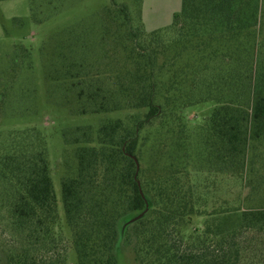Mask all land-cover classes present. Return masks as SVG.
<instances>
[{
    "label": "trees",
    "instance_id": "1",
    "mask_svg": "<svg viewBox=\"0 0 264 264\" xmlns=\"http://www.w3.org/2000/svg\"><path fill=\"white\" fill-rule=\"evenodd\" d=\"M142 3L108 0L45 64L80 114L129 113L64 133L76 146L61 191L77 264H119L122 249L135 264H264V0H181L152 31ZM205 103L215 108L190 129L184 112ZM12 137L0 264H67L45 140Z\"/></svg>",
    "mask_w": 264,
    "mask_h": 264
},
{
    "label": "rangeland",
    "instance_id": "2",
    "mask_svg": "<svg viewBox=\"0 0 264 264\" xmlns=\"http://www.w3.org/2000/svg\"><path fill=\"white\" fill-rule=\"evenodd\" d=\"M40 2L0 0V154L19 132H37L44 138L60 219L57 231L67 239V264H77L70 231L65 224L61 191V179L73 166L76 146L66 144L64 133H68L70 139L77 127L96 129L105 119H125L129 113L80 114L75 98L70 93L64 98L58 90H53L52 86L57 85L45 79L51 44L62 38L66 29L80 23H93L96 13L108 5V0ZM180 2L143 0L145 29L152 31L168 26ZM214 108L213 103L188 108L184 115L189 128L203 125ZM1 212L0 226L4 215ZM202 220L194 219L192 224L201 226ZM118 261L119 264H135L129 249L121 250Z\"/></svg>",
    "mask_w": 264,
    "mask_h": 264
},
{
    "label": "crops",
    "instance_id": "3",
    "mask_svg": "<svg viewBox=\"0 0 264 264\" xmlns=\"http://www.w3.org/2000/svg\"><path fill=\"white\" fill-rule=\"evenodd\" d=\"M180 5H181V2H180ZM179 9H180V7H179ZM179 9H177L175 12H178L179 11ZM174 14V13H173Z\"/></svg>",
    "mask_w": 264,
    "mask_h": 264
},
{
    "label": "water",
    "instance_id": "4",
    "mask_svg": "<svg viewBox=\"0 0 264 264\" xmlns=\"http://www.w3.org/2000/svg\"><path fill=\"white\" fill-rule=\"evenodd\" d=\"M137 218H135L133 221H135Z\"/></svg>",
    "mask_w": 264,
    "mask_h": 264
}]
</instances>
